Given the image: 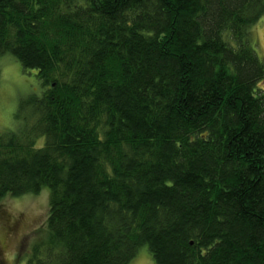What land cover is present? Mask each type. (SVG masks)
<instances>
[{"label": "trees", "instance_id": "1", "mask_svg": "<svg viewBox=\"0 0 264 264\" xmlns=\"http://www.w3.org/2000/svg\"><path fill=\"white\" fill-rule=\"evenodd\" d=\"M262 16L264 0H0V59L40 86L0 135V201L49 192L23 264L143 247L264 264Z\"/></svg>", "mask_w": 264, "mask_h": 264}, {"label": "rangeland", "instance_id": "2", "mask_svg": "<svg viewBox=\"0 0 264 264\" xmlns=\"http://www.w3.org/2000/svg\"><path fill=\"white\" fill-rule=\"evenodd\" d=\"M250 33L256 44V53L264 63V16L251 27ZM39 88L34 72H24L9 55L0 59V135L17 129L26 114V111L19 113L20 106L28 102L30 97L38 96ZM18 113L19 121L16 119L19 118ZM43 141L37 146H41ZM48 200L46 188L38 195L1 199L0 264H23L30 246L45 239ZM129 264L155 263L143 247Z\"/></svg>", "mask_w": 264, "mask_h": 264}]
</instances>
